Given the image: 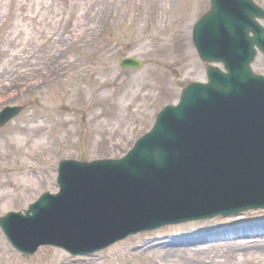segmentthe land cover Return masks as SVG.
<instances>
[{
    "label": "rangeland",
    "instance_id": "obj_1",
    "mask_svg": "<svg viewBox=\"0 0 264 264\" xmlns=\"http://www.w3.org/2000/svg\"><path fill=\"white\" fill-rule=\"evenodd\" d=\"M254 1L264 9V0ZM208 8L209 0H0V111L19 108L0 126V217L55 192L59 159L124 155L186 83L207 81L206 66L224 70L201 61L191 40ZM128 55L142 61L140 70L118 66ZM251 70L264 75V54L257 52ZM126 81L130 88L117 96ZM197 222L141 231L76 261L51 245L20 255L0 229V264H129L136 244L148 252L130 264H264V239L241 246L255 238L240 237L247 230L223 235L257 225L260 231L264 207L206 218L200 231L210 241L196 236L190 247L178 245ZM165 232L169 238L161 239Z\"/></svg>",
    "mask_w": 264,
    "mask_h": 264
},
{
    "label": "bare ground",
    "instance_id": "obj_2",
    "mask_svg": "<svg viewBox=\"0 0 264 264\" xmlns=\"http://www.w3.org/2000/svg\"><path fill=\"white\" fill-rule=\"evenodd\" d=\"M234 127L235 124L230 121H226L220 126L211 125L194 133L192 132V127L190 125L185 127H172L160 139L159 148L161 149V152L158 155L143 157L142 159L152 170L163 171L166 165V160L164 159L166 154V146L175 145L180 149V154L176 157V160L187 159L191 166H195V158L203 153H210L211 150L217 144H219L223 138L231 134ZM186 139H188L187 144H185ZM263 141L264 120L262 122H257L253 129L245 133L238 147L230 151L228 158L219 160L218 162L210 161L204 164V167L208 170L207 173L217 175L218 177L227 181L229 173H232L233 176H238L241 168L245 166L246 163L248 166H250V168L261 172L264 169V145L254 146L253 143L255 142L256 144L261 145ZM128 150L132 151L133 148H129ZM241 159L242 164H237ZM240 165L242 166L236 167ZM128 171H130V168H128ZM176 173H178V171H176L175 174ZM252 182L255 184V186L251 187V189L248 188L245 191H234L233 201H235L236 204H233L228 208V213L245 211L257 205L264 207V180H262L261 177L257 175L252 178ZM151 184L152 182L148 181L127 182L122 179L110 181L108 183V188L112 193L111 202L115 206V212L111 219L104 224L105 237H103L101 241L115 238L117 236L122 237L131 233L134 228L145 227L147 225L153 227L148 230L150 231L155 228H162L166 225H170L171 227L179 225L182 226L184 225V222L199 220L201 222H197L198 224L195 226L196 228L193 227L194 229L183 232L185 238L181 239L178 245L190 247L192 245L191 241L197 237L199 240L202 238L203 240L205 239L206 242L210 241L207 239H212L210 236L202 237L203 232L202 230L200 231V229L206 225V218L211 217V213L204 212V214H202V212H199L195 215L190 214L191 211L189 210V206L194 204V199L189 201L191 193L185 192L179 196H176L174 200L168 201L165 207L162 205L157 206L158 209L167 208L169 206L175 207V212H172L169 216H166L160 211L155 210L151 214H146L144 217H138V199L140 197L141 190L147 194L149 191L154 193L158 192V189L153 187ZM261 184L263 185L260 186ZM82 186L88 191L92 192V198L89 200V211L80 215V218L93 219L95 212L101 203L99 195L97 196L98 187L96 183H93L89 180H84L82 182ZM260 188H263L262 191ZM179 199L182 200L179 201ZM59 203L62 204L63 201H59ZM214 213H216V211ZM259 219L261 220V218ZM257 226H253L248 229H233L224 233L223 235L230 237L234 235L239 236L243 234L244 230H247V234L245 233L240 237H247L246 235H249V237L254 236L255 238L249 239L248 241H243L241 246H245L247 244H256V242L254 243L252 241L264 239V228L259 231L256 229ZM171 231L170 235L174 236L178 234L177 232ZM166 233L167 232L163 234L161 239L169 238ZM178 238H181V236ZM161 239H158V242H160L159 240ZM235 244L236 243L232 244V246H237V249L242 248L241 246ZM226 245L230 246L229 244ZM226 245L220 246L221 255H224L223 248H226ZM213 248H215V246H206L204 251L208 252ZM146 252L148 251H145V249L140 244L130 246L128 249L127 262L130 264L136 259L146 255ZM200 258L201 257H199V259ZM227 258H224V260L226 261ZM63 261H67V258Z\"/></svg>",
    "mask_w": 264,
    "mask_h": 264
},
{
    "label": "water",
    "instance_id": "obj_3",
    "mask_svg": "<svg viewBox=\"0 0 264 264\" xmlns=\"http://www.w3.org/2000/svg\"><path fill=\"white\" fill-rule=\"evenodd\" d=\"M242 1H244V3H247L251 8H252V12H250L249 14H250V16H249V19L251 20L252 19V17H253V15H259V16H262V17H264V13H263V11L257 6V5H255L252 1H250V0H242ZM211 4H212V7H211V9H210V11L208 12V13H206L204 16H203V18L200 20V21H198L195 25H194V28H193V34H194V36H195V39H197L198 38V33H199V30L210 20H212L213 19V17L215 16V14H216V12H217V10H218V8H219V6H218V3H217V0H211ZM209 21V22H210ZM208 22V23H209ZM251 24H252V26H253V32H254V35L252 36V37H248V41L250 42V44H251V46L252 45H257L262 51H264V35H263V32H264V30L256 23V22H254L253 20L251 21ZM194 42H195V40H194ZM196 43V42H195ZM198 49V51H199V54H200V56L203 58V59H206L205 58V56H204V53H203V51L201 50V48H197ZM128 61H130L132 64L133 63H135L133 60H131V59H126L125 60V62H128ZM209 67H208V71H209ZM246 71L248 72V73H250L251 74V72H250V70H249V68L247 67V69H246ZM192 85H194V84H189V86L188 87H191ZM184 92V91H183ZM185 92H186V90H185ZM185 92L184 93H182L183 95L185 94ZM183 95H182V97H183ZM3 114H5V112L3 111L1 114H0V117L3 115ZM1 123V122H0ZM64 162H69V161H64ZM43 198V197H42ZM40 199L35 205H42L41 203H43V199ZM35 205H33V204H31L30 206H29V210L28 211H34L35 210V208H34V206ZM37 205V206H38ZM28 211L26 212V213H28ZM10 214V213H9ZM9 214H7V215H5V216H3V217H0V225H3V223L8 219V218H10V217H8V215ZM40 243H42V244H44L45 242H46V239H42V240H40L39 241Z\"/></svg>",
    "mask_w": 264,
    "mask_h": 264
}]
</instances>
